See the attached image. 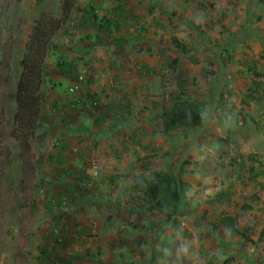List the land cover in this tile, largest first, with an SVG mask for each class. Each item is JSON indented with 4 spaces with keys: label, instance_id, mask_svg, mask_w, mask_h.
Returning a JSON list of instances; mask_svg holds the SVG:
<instances>
[{
    "label": "rangeland",
    "instance_id": "374dc122",
    "mask_svg": "<svg viewBox=\"0 0 264 264\" xmlns=\"http://www.w3.org/2000/svg\"><path fill=\"white\" fill-rule=\"evenodd\" d=\"M103 1L104 16L115 0ZM91 2L98 10V0H81L71 13L67 27L78 34L58 35L48 49L45 121L30 136L14 123L19 60L35 22L58 17L62 0H0V264H264L262 255L237 260L255 249L243 239L264 242V212L254 229L243 227L250 211L264 208V0H122L126 28L103 36L98 21L83 24ZM100 37L115 49L113 62L129 60L125 80L154 74L135 105L106 112L120 129L100 136L98 149L109 144L128 153L113 158L117 151L108 150L88 160L80 150L96 141L86 119L94 110L84 109L76 119L85 125H76L72 115L82 112L61 116L53 108L65 104L72 84L84 98L108 80L105 65L91 59ZM60 57L69 67L59 66ZM176 98L203 113L202 126L164 132L158 117L175 111ZM252 168L255 180L242 185L240 176L253 179ZM154 172L181 182L172 217L150 210ZM118 177L123 181L113 184ZM233 190V203H217ZM242 206L252 209L243 213ZM229 212L235 221L221 229Z\"/></svg>",
    "mask_w": 264,
    "mask_h": 264
},
{
    "label": "trees",
    "instance_id": "16d2710c",
    "mask_svg": "<svg viewBox=\"0 0 264 264\" xmlns=\"http://www.w3.org/2000/svg\"><path fill=\"white\" fill-rule=\"evenodd\" d=\"M80 3L81 0H62L61 12L58 17L47 18L46 16H41L35 22V26L29 36V41L21 52L19 60L21 74L17 82L14 123L17 129L26 135L32 136L39 124L45 121L43 119V107L40 94L42 85L47 77L46 59L48 49L58 35L76 36L78 34V30L68 28L67 23L70 20L71 13ZM96 7V3L91 2L87 4L83 12L85 15L84 20H82L83 24L91 28H94L95 23L98 21V10ZM166 15H168L169 18L174 16L171 12ZM100 23L101 24L98 23V26L104 30L114 27L109 20ZM117 30L119 31V27ZM178 46L181 48L185 47L180 43H178ZM68 47L70 48L71 46L69 45ZM113 52L114 50L112 47L105 41L99 39L97 44L91 49V58L95 61H109L112 59ZM139 52L147 53L150 52V50L140 49ZM61 59H63V57H60L59 66L64 69L69 67L67 62ZM66 70L68 74L71 73V69ZM254 75L259 76L256 72H254ZM74 87L79 88V85ZM77 92L78 90L73 94ZM177 100L178 98L173 101V103H175V111L172 110L171 113L165 111L158 117L165 128L164 132H171L177 127L194 129L202 126L204 122L203 113L200 110H189L184 104L178 105ZM91 102L92 101H90V103ZM78 105L79 104L74 103L73 108H79ZM106 133L109 135V131ZM97 139L96 141L99 142V138ZM152 177L153 180L147 189V195L151 199L150 204L152 205L150 210L158 211L166 217L176 215L179 209V200L183 194L180 180L176 175L172 176L169 172L166 174L154 172ZM242 177L243 176H240V180ZM122 181L123 178L118 177L113 184L116 185ZM162 196L163 198L161 199ZM140 229H142V226H140ZM44 253L47 254L48 251Z\"/></svg>",
    "mask_w": 264,
    "mask_h": 264
},
{
    "label": "crops",
    "instance_id": "0c3cea01",
    "mask_svg": "<svg viewBox=\"0 0 264 264\" xmlns=\"http://www.w3.org/2000/svg\"><path fill=\"white\" fill-rule=\"evenodd\" d=\"M137 1V0H136ZM139 1V0H138ZM102 4H103V9H102ZM104 4H106L105 1L103 0H98V15H102L103 12L105 10H107V8H105ZM128 10L129 7L126 6L124 3H122V0H115V3L113 4V7L110 6L109 8V14H105L104 16L102 15L101 17H98V23L101 24L100 22L103 21H111L112 26L114 25V27L111 28H107V29H102L99 26L98 29V36H103V35H99V33L105 32L108 35H114L116 33V35L118 34V32H120L122 29L126 28V25L123 24V21H126V14H128ZM132 13L136 12V11H131ZM131 13V15H133ZM137 15V14H135ZM132 20L137 21L140 20L139 16H136L135 18H132ZM119 27V31L117 30V28ZM101 29V30H100ZM108 30V31H107ZM106 36V35H105ZM99 40V39H98ZM100 40L105 41L104 37H100ZM106 42V41H105ZM109 45V44H108ZM110 46V45H109ZM111 47V46H110ZM114 56H115V49L113 52V56L112 59L109 61H95L92 58V61L97 62L98 64H104L105 66H103V68H105L106 73L108 74V80L103 81L104 84H102L101 86H93L92 87V92L91 94L87 95L84 98H81V96L79 95V93L77 92L76 94H70V89L74 86H76V84H72V86L69 88L68 90V98L66 100L65 98V104L62 105H56L54 106L53 110L54 112L57 111L58 114H61L64 109L66 113H69L70 111L72 112H82L84 111V109L86 108H92L94 110V112L92 111V114L89 111H86L89 115H87L86 119H92V127L94 126L93 129H95V134L94 136L99 138L100 136L102 137L107 131H109V134L112 133V131H114V129H120L118 128V126L116 127L117 124H121L120 122H117L112 119L109 121L108 118H106V112H108L111 108H114V110H112L113 114H115L116 110H124L126 108H130L132 104H136V99L142 95V94H147L148 91H146L147 89L144 86V83L147 81L148 84L152 85L153 84V79L150 76H153L154 72L148 71V72H142L139 76L141 77V81H139L138 79H127L125 80V76H124V72L128 69L129 66V60L125 61L123 66L117 64V62H113L114 60ZM132 67L138 69V70H144L143 66L141 63L139 62H133ZM153 70V69H152ZM150 85L148 87H150ZM94 95V96H93ZM99 101V103L95 106L92 103H87L90 101ZM103 100V101H102ZM101 101V102H100ZM77 103L79 104L77 109L73 108V104ZM69 106V107H68ZM98 109H100V114H98ZM109 109V110H108ZM83 114L82 113H78L77 115L73 116L75 119L77 116ZM93 115V116H92ZM61 116H63V114H61ZM85 119V118H83ZM85 119V121H86ZM84 121V123H85ZM82 123L81 120H77L76 119V125H82L84 124ZM85 125V124H84ZM71 126H73V124H71ZM93 136V135H92ZM104 139V138H103ZM98 140V139H97ZM102 140V139H100ZM97 141L93 142L92 148L90 147L89 144H87L86 148H82L80 150V153L85 157H89L88 160H92V156L99 153V155H97L98 157L104 158V153L106 154V151L110 150V151H117L116 155L113 156L117 157V158H123L124 154L123 153H128V149L125 148H116L115 146H110L109 144H104L107 142V140H104L103 144L107 147V149L103 150V147L101 146V148L98 149V145L96 143ZM78 146V145H77ZM66 148V147H65ZM92 150V151H91ZM98 150V151H96ZM115 154V152H113ZM84 154H88V156L84 155ZM96 157V156H95ZM93 157V158H95ZM85 160V159H83ZM259 161H256L255 164V170L252 168L250 170L251 172V177L253 178L251 180V178L246 177H242L241 178V183L244 186H249V182L250 181H254V177L256 178V176H254L253 174V170L256 171L257 170V164H259ZM72 173V172H71ZM252 183V182H251ZM261 188H263V186L261 185ZM236 195V191H228L227 194H223L221 197H219V201H217L218 204L226 207L228 206L227 203H233L234 201V197ZM224 200V201H223ZM216 201V200H215ZM214 201V202H215ZM213 202V204H214ZM216 204V203H215ZM215 206V205H214ZM250 209H252V206L249 207H244L242 206L241 208H239V210H243L245 212L249 211ZM254 209V207H253ZM264 212V208L260 207L258 209H256V212L252 211V215L251 211L249 212V216L248 218L245 220V222H243V227L247 228V229H254L257 226L258 220L256 219V215L258 213H263ZM226 216L225 218H222L219 220V227L221 229H225L226 226L229 224V222L233 223V221H235V217L232 215V213L229 212V214L224 215ZM214 219V216H213ZM264 224V223H263ZM235 232H239V230H235ZM258 232H260V234L263 233L262 229H258ZM98 238V237H97ZM238 239V238H237ZM244 241V246H248V245H254L253 247L256 249H253V252H248L249 254L247 256H244V253L240 252L241 255L240 257L237 259L239 262H241V259H243V261H248V258L250 260H262V258H260V255L264 256V242L261 238L259 239H254L253 241L247 242L246 239H243ZM240 241L239 239L237 240V242ZM249 241V240H248ZM255 253V254H254ZM234 258L236 259V257L234 256ZM241 258V259H240ZM260 258V259H259Z\"/></svg>",
    "mask_w": 264,
    "mask_h": 264
},
{
    "label": "built area",
    "instance_id": "2783aa9c",
    "mask_svg": "<svg viewBox=\"0 0 264 264\" xmlns=\"http://www.w3.org/2000/svg\"><path fill=\"white\" fill-rule=\"evenodd\" d=\"M78 90V87H72L71 89H70V92L73 94V93H75L76 91ZM93 105H97L98 104V101L96 100V101H92L91 102Z\"/></svg>",
    "mask_w": 264,
    "mask_h": 264
}]
</instances>
